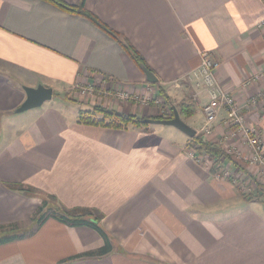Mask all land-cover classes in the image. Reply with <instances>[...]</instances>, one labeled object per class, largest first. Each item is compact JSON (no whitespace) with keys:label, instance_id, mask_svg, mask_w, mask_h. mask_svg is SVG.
Wrapping results in <instances>:
<instances>
[{"label":"crops","instance_id":"0c3cea01","mask_svg":"<svg viewBox=\"0 0 264 264\" xmlns=\"http://www.w3.org/2000/svg\"><path fill=\"white\" fill-rule=\"evenodd\" d=\"M84 7L138 52L157 82L83 16L45 0H0V227L25 233L0 244V264H264V200H246L214 174L238 165L197 151L173 126L79 120L95 106L165 119L190 101L195 113L179 116L198 134L208 94L194 72L206 51L218 62L216 81L264 142V0H84ZM112 80L129 94L150 87L161 108L102 94ZM38 85L52 89L51 99L17 112L23 87ZM88 85L96 90L76 99L72 90ZM224 118L220 110L211 134H199L247 168L249 149ZM44 197L62 210L100 214L110 249L96 254L105 242L88 226L54 218L37 226Z\"/></svg>","mask_w":264,"mask_h":264},{"label":"trees","instance_id":"16d2710c","mask_svg":"<svg viewBox=\"0 0 264 264\" xmlns=\"http://www.w3.org/2000/svg\"><path fill=\"white\" fill-rule=\"evenodd\" d=\"M45 1L50 2L51 4L57 6L58 8L62 10L83 16L88 21H90L93 25L97 26L99 29L105 32L108 36H110L116 42H118L122 46V48L128 53L130 58L134 61V63L138 67L141 68L142 65L145 66L138 52L128 42H126L118 32L109 28L94 13H92L91 11L87 10L84 7V0H81V2L76 5L66 3L63 0H45ZM159 91L160 93H162L161 90ZM164 98L166 100L165 96ZM170 109L172 110V115H173V110L176 109L180 116L187 118L189 116H192L195 113V104L190 101L189 102L184 101V102L178 103V105H176L175 107H170ZM97 113L101 114L102 117L101 118L95 117ZM155 118L164 119L162 115H159ZM145 119L146 118H137L133 115L116 113L111 110H106L105 108H102L100 106H95L92 108V110H86V111L80 110L79 111V120L82 122L102 124V125L114 127V128H120L130 123L131 124H146ZM191 141H192L191 143L192 146H194L197 149V151L203 152L215 160L226 159L238 165L240 169L241 168L245 169L244 167L239 165L237 161H235L230 156H228L223 151L222 148L214 144L204 142L201 138V134H195V136L191 138ZM242 195L248 201L255 200L258 198L256 195L249 196V195H245L244 193ZM34 218H35L37 226L41 225L48 218H54L70 226H88L94 229L96 232H98V234L103 238L105 242L104 248L96 251V254H103L110 249L109 238L106 232L99 225V220L101 218V215L96 214L94 210L87 209V208H74L69 211L62 210L61 207L54 201L52 197H50L48 200H47V197H44L42 199L41 206L39 207V209L36 211L34 215ZM2 228L3 227H0V232H1L0 244H4L7 242L16 240V239H20L24 237L25 235L24 232L22 233L14 232L11 234H6L5 231L2 230ZM11 230H16V229L12 228L10 229V231Z\"/></svg>","mask_w":264,"mask_h":264},{"label":"built area","instance_id":"2783aa9c","mask_svg":"<svg viewBox=\"0 0 264 264\" xmlns=\"http://www.w3.org/2000/svg\"><path fill=\"white\" fill-rule=\"evenodd\" d=\"M199 56L200 64L197 70L194 72V75L200 79V81H202L208 94V101L202 106L204 123L200 130L201 134L205 136L211 134L214 121L216 120L219 111L222 110L225 113L224 123L226 125H236L237 133H239L242 141L249 149L248 155L243 157L245 164L248 166L250 164L258 165L264 170V142L260 134L255 129L245 125L243 115L240 113L241 106L236 103L233 95L221 87L216 81L214 71L218 66V62L211 56L209 52L206 51L201 52ZM259 78L260 75H254L251 79H248L246 83L255 82ZM110 83H112L111 86L107 85L109 90H106L104 87L99 88L101 89L100 91L102 94L109 93L108 95H116V97L119 99L131 100L139 103H146V101L150 99V94L148 97H146V92L151 91L150 87H146L144 94L139 95L137 93L129 94L125 91H122L121 87L116 85L113 80L110 81ZM94 90L96 89L90 85L81 87L79 95L87 96L90 95V93H92ZM263 94L264 93H262V95ZM192 154H194V152ZM219 171L220 172H217L215 170L214 173L217 178L223 177L229 179L234 185L238 187L246 184L243 177H234L226 169L223 172H221V170ZM250 190L251 189H249V191Z\"/></svg>","mask_w":264,"mask_h":264},{"label":"water","instance_id":"95a60500","mask_svg":"<svg viewBox=\"0 0 264 264\" xmlns=\"http://www.w3.org/2000/svg\"><path fill=\"white\" fill-rule=\"evenodd\" d=\"M141 69L148 83L154 84L157 82V78L153 72L148 70L144 65L141 66ZM23 89L26 97L21 103V105L16 109L17 112H22L27 109L40 106L44 101H47L52 97V89L49 87H44L42 85H38L37 87L24 86ZM145 121L148 123H158L173 126L190 138L194 137L196 134V131L193 128H191L184 121H182L178 112L175 109L173 110V115L170 118L145 119Z\"/></svg>","mask_w":264,"mask_h":264},{"label":"rangeland","instance_id":"374dc122","mask_svg":"<svg viewBox=\"0 0 264 264\" xmlns=\"http://www.w3.org/2000/svg\"><path fill=\"white\" fill-rule=\"evenodd\" d=\"M81 87L82 86H79L78 88H74L72 90V92L75 93L76 99L79 98L77 95H78ZM146 93H145L146 97H148L149 94H150V99L147 100L145 104H153V105H159V106L161 105L159 103V101H158V100H161V99H159V97L157 96L158 94L155 91L151 90L150 92L147 91ZM156 96H157V98H156ZM175 106L176 105H173L172 107H175ZM160 108H161V106H160ZM164 110H166V109H164ZM162 111H163V108H162ZM197 133L199 134L201 132L199 131ZM190 141H191V139H190ZM234 153L235 152L232 150V151H230V152H228L226 154L231 157V156L234 155ZM243 164H245V163H243ZM244 168L245 169L237 168L235 170L234 167L228 166V167H225V168H221L220 170H221V172H223L226 169L234 177L240 176V178L241 177L244 178L246 184L245 185H241V187H239L240 193H242V194L244 193L245 195H249V196L256 195L257 197H261V199L264 200V170H263V168L259 167L258 165H251V164L247 168L244 166ZM218 172H220V171L218 170ZM249 189H251V190L249 191Z\"/></svg>","mask_w":264,"mask_h":264}]
</instances>
